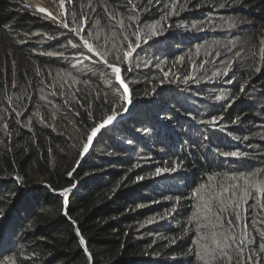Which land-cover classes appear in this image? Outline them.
<instances>
[{"label":"trees","instance_id":"1","mask_svg":"<svg viewBox=\"0 0 264 264\" xmlns=\"http://www.w3.org/2000/svg\"><path fill=\"white\" fill-rule=\"evenodd\" d=\"M24 1L0 0V264H203L193 193L264 183V0H53L69 30ZM240 212L264 264V196Z\"/></svg>","mask_w":264,"mask_h":264},{"label":"snow or ice","instance_id":"2","mask_svg":"<svg viewBox=\"0 0 264 264\" xmlns=\"http://www.w3.org/2000/svg\"><path fill=\"white\" fill-rule=\"evenodd\" d=\"M131 3V0H129ZM40 11H44L40 9ZM55 19V17H53ZM133 19V17H129ZM63 27L67 28L68 24L64 23ZM158 25L145 26L144 35L147 39H153L157 37L160 32L158 31ZM73 33L79 35L81 29H71ZM140 29L137 28L136 36L137 41H141ZM147 39L143 40L144 43ZM73 47H84L89 53H95L96 56L103 59L104 53L96 50L93 45L89 43L87 39H84L83 45L74 44ZM139 44L129 45V50L124 53L123 59L130 57ZM83 54V53H81ZM103 63L110 69L114 75V79L119 85V89L122 90L123 95L128 103L131 100L128 99V85L124 79H122L121 68L110 64L106 59H103ZM260 69H257L259 71ZM227 75V72L224 73ZM243 91V89H241ZM223 99V97H220ZM127 111V109H125ZM114 116H109L104 124L100 125V128L104 127L107 123H110ZM223 117H219L210 121L212 124H217ZM100 129H94L92 136H89V141ZM89 145H84V152H88ZM225 156L238 157L240 154L237 152L222 153ZM168 172L169 169H157L156 175H160L161 172ZM174 171V169H172ZM235 179V178H233ZM203 190H197L193 193L194 196H198L200 201L204 203L197 208V213L203 211V215H197L196 227L204 232V235L200 237V241L197 242L201 251L197 253L203 264H248V261L253 259L252 256L245 255L248 244L252 242L251 237L244 228H241L239 233L235 232V228L241 222V203H247L248 198L252 197L254 193H259L264 196V183H258L253 181L249 177H244L242 184H229L227 186L219 185V191L211 185H201ZM231 209V211H229ZM227 213V215H225ZM203 221V222H201ZM261 237H264V232L260 233ZM261 252H264V246H261ZM190 252L193 250L190 249Z\"/></svg>","mask_w":264,"mask_h":264},{"label":"rangeland","instance_id":"3","mask_svg":"<svg viewBox=\"0 0 264 264\" xmlns=\"http://www.w3.org/2000/svg\"><path fill=\"white\" fill-rule=\"evenodd\" d=\"M44 2L47 3L46 6H45V8H46L47 10H49V11L52 10V9H50L51 7H50V5H49V4L52 3L51 5H52V6L54 5L53 7L59 11L61 17L63 18V20H65V23H66V19H65V17L63 16V8H64V7H63L62 4H60V3H58V2L56 3V2H54L53 0H50V1L44 0ZM23 4H24V8H26L27 11H28L29 13H31V14H35V15H37L38 17L43 18L47 23L52 24V25H55V26L59 27L60 29H65V30L67 29V30H69L68 27L65 28V27H63V26H61V25H59V24H56V23H54L53 21H51V20H50V17L47 16V14H45V13H43V12L35 11V10L31 7V1H30V0H25ZM52 13L54 14V12L51 11V16H53ZM54 17H55V19L58 21V19H57V15L54 14ZM66 24H67V23H66ZM75 36L78 37L76 34H75ZM257 99H259V98H257ZM258 104H259V105H263V102L259 99V100H258ZM110 124H112V122L107 123L104 127L109 126ZM102 128H103V127H102ZM99 129H101V128H99ZM97 133H98V132H97ZM97 133H96V135H97ZM96 135H95V136H96Z\"/></svg>","mask_w":264,"mask_h":264},{"label":"bare ground","instance_id":"4","mask_svg":"<svg viewBox=\"0 0 264 264\" xmlns=\"http://www.w3.org/2000/svg\"><path fill=\"white\" fill-rule=\"evenodd\" d=\"M46 4H47V3H45L44 0H33V1L31 2V7H32L35 11L43 12V13L47 14V16L50 17V20H51V21H53V22L56 23V24H59V25L63 26V24L65 23V20H63V18L61 17L59 11L56 9L57 14H58V15H57V19H58V21H57L56 19H53L54 15L51 16V11H49V10H47V9L45 8ZM51 4H52V3H51ZM53 6H54V5H53ZM40 9H43L44 11H40ZM98 132H99V131H98ZM97 135H98V134H97ZM93 138H95V136H94Z\"/></svg>","mask_w":264,"mask_h":264},{"label":"water","instance_id":"5","mask_svg":"<svg viewBox=\"0 0 264 264\" xmlns=\"http://www.w3.org/2000/svg\"><path fill=\"white\" fill-rule=\"evenodd\" d=\"M131 109H132V106H131L130 110ZM130 110H129V112H130ZM127 113H128V111H126L124 114H122L120 116L115 117V119H113L111 122L112 123L117 122L119 119L123 118ZM84 158H85V156H84ZM67 195H68L67 192L63 194V196H65V197H67Z\"/></svg>","mask_w":264,"mask_h":264},{"label":"clouds","instance_id":"6","mask_svg":"<svg viewBox=\"0 0 264 264\" xmlns=\"http://www.w3.org/2000/svg\"><path fill=\"white\" fill-rule=\"evenodd\" d=\"M115 123V122H114Z\"/></svg>","mask_w":264,"mask_h":264}]
</instances>
